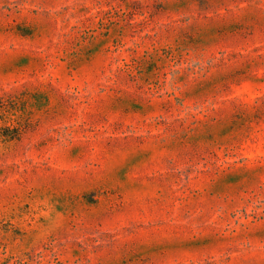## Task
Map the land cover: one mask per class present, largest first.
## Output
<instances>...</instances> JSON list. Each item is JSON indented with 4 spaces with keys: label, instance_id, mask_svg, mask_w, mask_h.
<instances>
[{
    "label": "rangeland",
    "instance_id": "rangeland-1",
    "mask_svg": "<svg viewBox=\"0 0 264 264\" xmlns=\"http://www.w3.org/2000/svg\"><path fill=\"white\" fill-rule=\"evenodd\" d=\"M0 264H264V0H0Z\"/></svg>",
    "mask_w": 264,
    "mask_h": 264
}]
</instances>
